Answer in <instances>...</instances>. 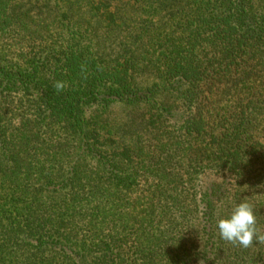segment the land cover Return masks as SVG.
<instances>
[{
  "label": "trees",
  "instance_id": "16d2710c",
  "mask_svg": "<svg viewBox=\"0 0 264 264\" xmlns=\"http://www.w3.org/2000/svg\"><path fill=\"white\" fill-rule=\"evenodd\" d=\"M243 200L264 234V0H0V264H264Z\"/></svg>",
  "mask_w": 264,
  "mask_h": 264
},
{
  "label": "clouds",
  "instance_id": "9594fccd",
  "mask_svg": "<svg viewBox=\"0 0 264 264\" xmlns=\"http://www.w3.org/2000/svg\"><path fill=\"white\" fill-rule=\"evenodd\" d=\"M55 87L61 89L63 85L57 83ZM215 226L221 240L236 246L248 248L254 241H264V234L260 233L257 226L253 205L247 200L233 205L230 215L219 218Z\"/></svg>",
  "mask_w": 264,
  "mask_h": 264
},
{
  "label": "rangeland",
  "instance_id": "374dc122",
  "mask_svg": "<svg viewBox=\"0 0 264 264\" xmlns=\"http://www.w3.org/2000/svg\"><path fill=\"white\" fill-rule=\"evenodd\" d=\"M13 58H14V57H12L11 60L14 62V59H13ZM211 180H213L211 177H207V178H205L204 181H205L206 183H209V182L211 183Z\"/></svg>",
  "mask_w": 264,
  "mask_h": 264
}]
</instances>
